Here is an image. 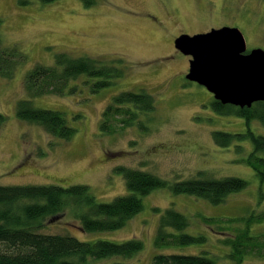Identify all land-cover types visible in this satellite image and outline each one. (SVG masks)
<instances>
[{"label": "rangeland", "instance_id": "obj_1", "mask_svg": "<svg viewBox=\"0 0 264 264\" xmlns=\"http://www.w3.org/2000/svg\"><path fill=\"white\" fill-rule=\"evenodd\" d=\"M87 1L0 0L1 42L4 47H18L27 59L11 78L0 76V114L6 116L0 127V186L86 185L99 202L108 203L127 193L122 176L114 172L118 166L170 183L199 177L241 178L247 188L216 206L163 188L145 196L142 211L122 229L83 233L79 221L65 212L47 219L41 231L83 242H143V250L133 258L114 257L93 264H151L157 254L202 251L216 264H232L225 241L243 232L249 216L264 211V183L245 162L252 148L249 141L226 148L215 144L214 132L244 133L245 121L212 110L213 95L185 78L190 57L175 49L174 40L226 26L241 31L247 51L264 50V0ZM58 53L102 60L122 72L113 85L96 93L91 92L95 80L81 76L71 82L75 88L71 95L32 99L35 108L63 113L75 130L67 141L20 121L15 113L16 103L27 98L25 74L37 64L53 65ZM122 92L151 95L154 110L140 113L136 123L123 130L113 123L115 131L105 134L100 131L101 115ZM251 129L264 136L259 122L253 121ZM168 207L188 218L185 233L201 234L206 241L192 247L156 249L159 217ZM249 232L264 234V222L252 225ZM253 254L246 255L242 264H264V256Z\"/></svg>", "mask_w": 264, "mask_h": 264}, {"label": "trees", "instance_id": "obj_2", "mask_svg": "<svg viewBox=\"0 0 264 264\" xmlns=\"http://www.w3.org/2000/svg\"><path fill=\"white\" fill-rule=\"evenodd\" d=\"M56 0H39L50 4ZM86 4L88 1L86 0ZM2 20L0 19V31ZM27 61L26 55L15 46L4 47L0 38V76L11 78L16 67ZM85 76L95 80L92 93L113 85L122 72L112 64L89 57H71L58 53L51 66L34 65L24 77L23 87L26 99L16 103V116L25 123L39 126L46 134L60 140H70L75 130L69 126L61 112L35 108L32 99L43 96L64 97L74 93L71 82ZM126 106H129L126 107ZM212 110L221 116H235L245 121L246 131L240 134L214 132L212 137L218 147H230L233 143L249 141L251 152L245 158L260 183H264V136L251 129L253 121L264 127V102L254 103L250 108L222 105L213 100ZM154 100L147 93L122 92L112 98L102 113L100 131L111 134L114 124L120 129L132 127L140 113H151ZM6 123V116L0 114V127ZM144 129L141 123H137ZM121 175L127 193L111 202H99L86 185L60 187L44 186H0V264H93L114 257L133 258L143 250V242L130 239L121 243L106 240L83 242L70 235L44 234L46 220L70 212L80 223L83 233L111 232L122 229L128 221L143 209V198L157 189L168 188L173 195H187L219 205L232 195L247 188V182L238 177L220 179L199 177L178 180L172 183L148 172L124 166L115 167ZM161 213L160 209L154 210ZM206 222L213 219L204 218ZM264 222V211L252 214L245 220L243 232L225 241L230 246L227 254L232 264H242L244 257L257 253L264 256V234L253 236L249 229ZM188 218L168 207L159 217L154 237L156 249L170 247H192L203 244L201 234H188ZM262 236V237H260ZM207 251L197 254L169 253L153 256L151 264H216ZM254 255V254H253ZM111 264H126L113 262Z\"/></svg>", "mask_w": 264, "mask_h": 264}, {"label": "water", "instance_id": "obj_3", "mask_svg": "<svg viewBox=\"0 0 264 264\" xmlns=\"http://www.w3.org/2000/svg\"><path fill=\"white\" fill-rule=\"evenodd\" d=\"M174 47L190 57L185 78L203 86L222 105L250 108L264 102V50L247 51L237 28L179 35Z\"/></svg>", "mask_w": 264, "mask_h": 264}]
</instances>
